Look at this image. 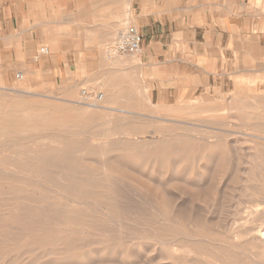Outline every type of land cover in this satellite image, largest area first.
<instances>
[{
  "label": "rangeland",
  "instance_id": "obj_1",
  "mask_svg": "<svg viewBox=\"0 0 264 264\" xmlns=\"http://www.w3.org/2000/svg\"><path fill=\"white\" fill-rule=\"evenodd\" d=\"M7 2L9 3L8 5L14 3L21 5L26 2V0H8ZM167 2L170 3L168 6L172 7L171 11L177 19L179 16L186 18L183 25L184 33H181V26L178 24L177 27H175L176 33L174 37L180 39L182 36H185L187 41L194 42L197 36L198 41L208 43L210 46L206 55H204V50L201 51L202 54L193 52L192 58L194 61H208L205 63H209V67L206 69L209 73L200 71L202 75L198 76L197 68L193 67L191 70H188L185 78L179 77L180 80L178 84L184 83L189 88V91L186 93H179V96L177 93L171 94L173 95L171 99H169L168 95L161 93L159 89L162 90V87L159 83L149 78L151 74L149 70H145L144 67L138 68L137 56L135 53L122 55L114 54L113 47L115 46V42L113 41L104 42L101 45L100 52L102 57L100 59L92 55V57L81 60L78 66L65 67V63L62 59L58 58L60 54L56 51H53L49 57H47L48 55L43 56L41 46H38L29 53L26 41H23L22 38V45L19 46L20 50L23 52L21 58L24 57V54H29L27 60L26 58L19 59L14 61L12 65H9L2 63L0 58V264H54L62 257L64 258L59 261L62 264H65V262L66 264H78L67 258V255L69 256L70 254L68 252L69 248L71 249L70 251H72V248L75 249V246H84L95 241L97 243L107 241L109 244L114 242L115 244H120L123 242L122 246L128 244L126 247L130 245L128 248V250H130L129 252L132 253V255L136 253V256L130 255L127 264L171 263V261H169V255L164 253V248H158V250H162L163 252L154 251L153 248H151L152 250L150 249L151 252L150 250L139 251L138 249H133L140 241L137 239L139 241L137 242L134 238L137 236L135 234H138V231L133 228L132 221L134 219L137 220V218L161 219L167 214H165V212L159 213L156 211V209L152 207L153 202L149 198H143L138 193L134 192L132 188L135 185L128 182L122 185L115 181V183H109L113 188L111 193L114 194L116 202L120 200L119 203L122 201L125 202V204L121 203L120 212L115 216V219L120 221L122 224L120 225L123 227L115 226L114 229V226L108 223V219L99 214L106 208L105 201L95 198V200H92L93 204H90L89 201L85 200L86 197L91 196L92 190H97V188L91 186V188L87 187V192L79 197L82 198L81 200L83 201L79 202L78 206L74 205L76 208L75 211H83L87 213V215H92V217L88 215V219H81V222H90L93 220L101 224V226L86 228L84 231L80 228L81 235L74 237L72 241L59 240L58 230H69L72 226L62 222L54 223L53 221L46 220V218L48 215L55 213L54 208H56L57 205H62L66 208L73 206L70 201L68 202L65 200H62L63 202L65 201L64 204H62L63 202L58 198L59 194L56 186L60 181L58 178L59 169H57V167L62 165L60 164L62 160L70 164L66 165L65 163L69 168L73 167L71 173H74L77 177H81V179L88 177L86 180L84 179V181L89 184L90 182L101 181L102 178L97 176L99 173L108 172L111 171V169L113 172H116L118 169H109V167L102 169L99 167L100 165H98L101 162H106L105 164L108 165L109 161L107 159L113 161V159L122 158L131 153L133 154L136 150L140 151L142 154H147L152 150V153L155 147L160 146L162 143L159 142L160 138H162V140L167 137L171 140L174 138L175 141L172 142V146L174 144L177 146L183 143L184 145H180V147L185 146L183 147L184 149L190 150L193 148L194 150L200 151L203 147L215 143L219 139L218 142L220 143L221 151L230 153L226 152L227 155L221 160L219 165L215 162L214 166H210L213 171V179L211 181L212 183L214 182V185H218L213 188L203 187L202 189L198 186L193 188L190 184H185L186 182L179 181L178 183H172L171 186H173V189L179 194L177 202L180 200L183 201L187 208L192 207L190 205H193L192 202H195L197 209L193 215L201 219H204L206 216L212 218L211 215L213 213L212 219L214 222L216 218L223 216L221 217L223 218L221 221L218 218L216 220L218 223L216 221L214 222V224L221 223V225L219 224L220 227L223 225H228L227 227H230L231 223V226L237 225V223L240 224V216L248 211V203L253 201H260V203L264 202L260 193L256 192L257 189H253L254 186L241 187L244 185V182L242 183V178L244 177L242 171L249 167L247 164L244 165L243 162H255V160H253L254 157L248 156L249 153L257 152L255 155H259L260 157L263 156L261 162L264 164V141L258 140L253 136L251 137V134H257L264 138V120L252 119L251 115L254 111H252L251 108L245 109L243 107L244 105H239L241 102L238 101L246 100L249 107H254L256 101L264 103V77H262L264 76V0H167ZM1 43L2 41L0 40V44ZM127 65H129L130 70H123ZM19 73L22 75L24 74L23 76L25 79H18L17 75ZM243 80L246 82L244 86L240 84ZM256 81L259 84H257ZM250 84L251 87H249ZM254 85L255 87L257 86L256 88H258V90L254 88ZM32 94L33 96H30ZM100 94H103L105 97L103 102L97 97ZM108 94L115 95L111 100L113 101V106L106 103ZM44 96H47V98ZM86 96H88V98ZM249 96L252 98V101H250ZM259 96H261V98ZM49 97H54V99H50ZM227 101H229V103ZM88 102H91V104H103L102 106L105 107L104 110L101 111L103 113L111 112L113 109H126L129 112H134L135 115L132 117L129 116L123 120H118L117 117L112 118L111 116V119L110 117H106L107 119H98L99 114H95L93 111L86 113L85 110L87 108L84 107V104ZM203 103H206V105ZM231 105L235 106L233 111L229 109ZM44 107L47 111L44 110ZM185 107L189 108L186 109ZM176 108H179V110L177 109V111ZM24 109L28 112H30V110L31 112L41 110L50 117L54 115L62 117L63 115L62 118L66 121L62 126L59 125V127L55 124H45L39 120H36L33 124L23 120L25 118L22 119L23 115L21 114L25 112L23 111ZM49 112L51 113L48 114ZM249 113L250 115H248ZM260 114L264 115L263 112ZM245 115L248 116L246 117ZM13 117L15 119H17V117L21 118L18 125H11L10 120ZM85 117L87 119L86 122L84 121ZM4 130H12V132L3 133ZM126 133L130 134L128 137L130 139H135L136 136L134 135L140 136V134L143 133L141 137H148H144V139L147 140V144L138 147L132 146L130 151L128 148L129 146L126 145L128 140L123 138ZM149 137H154L153 141L152 139L150 140ZM100 142H105L106 146H102L104 144L101 145ZM123 144L125 146L121 147ZM119 148L120 150L123 148L127 150H121L122 152H119L120 150L116 151V149ZM231 149H233V151H231ZM41 161L48 164L43 165ZM199 164L202 165V162H197L198 166ZM6 166L9 167L11 171L5 172L3 168ZM39 166L42 167L44 172L41 175L37 173L35 176L32 171H34L33 169L36 170L39 168ZM133 169L136 170V168ZM147 169L148 168H138L137 171L139 173H131V175H129V171L131 170L128 171L127 168H119L120 174H124V176H120L119 178L126 180L127 175L128 178L132 176L136 181L138 180V185L148 193L150 188L151 193L149 194L155 197L158 202L162 203L161 206L163 208H167V199L161 197L163 193V187L160 183L162 181L161 175H152L150 169H148V172ZM16 171L19 173H15ZM119 172L116 173L119 174ZM234 173L236 174L234 175ZM67 174H70V172H67ZM226 175L230 177L227 178ZM236 175L239 176L237 177ZM37 176H43L49 183L45 186H39L36 181ZM151 176L154 177L152 178ZM192 176L193 180L190 181L193 182L189 183L193 184L195 182V174L191 175V177ZM223 177L229 181H226ZM154 179H156V181ZM222 179H224L225 182ZM233 180L237 181L232 182ZM221 181L224 182V184L221 183ZM154 184H156V187ZM195 184L196 182L193 185ZM242 188L245 189L242 190ZM218 189L222 190V194ZM211 191H213L214 194ZM249 191H252V193L250 192L252 194L251 196ZM204 193L207 196H204ZM116 194L118 196H116ZM225 196L231 199H226ZM254 196L258 198L259 201L255 199ZM203 197L206 199H203ZM191 198H193L194 201ZM223 198H225V200ZM57 200L60 201V204H58L59 201ZM98 202L101 203L98 204ZM84 203H88L90 206ZM201 204L203 205L201 206ZM112 205H115V203H112ZM203 206H206V208H203ZM212 207L214 208L213 210ZM223 207H225L227 211L223 210L225 209ZM198 208L200 213H198ZM208 209L210 212L212 211L211 214H209ZM215 210H217V212ZM203 211L207 215L202 213ZM223 211H225V213ZM234 213L235 215L240 214L239 217L234 216ZM182 214H184V216L191 215L190 212L187 213L186 211ZM200 214L203 215L201 216ZM233 216L235 217L234 219H237L234 220ZM20 219L26 222L24 226L18 224ZM10 223L11 225H7ZM13 224L16 226H13ZM8 226H10V228ZM21 226L22 229L17 230V228ZM109 228L112 229V231L106 233L105 230ZM94 229L95 231H93ZM122 230L124 233H121ZM111 239L114 242L108 241ZM167 239L168 238H166V240ZM154 241L156 242L157 240ZM154 241L151 242L155 243ZM94 246L95 245H93V247ZM65 248L67 250H65ZM51 250H57V252H51ZM132 250H134V252ZM49 252L51 255L48 254ZM147 252H149V254ZM52 253L58 254L53 256ZM64 253H67V255L65 254V256H63ZM57 255H61L62 257ZM206 256H208V254ZM53 258L56 259L54 260ZM151 258L156 262L154 263L151 261ZM114 259L117 261V258H112V261H115ZM95 260L96 261L93 262L94 264H102L101 262L98 263V257H96ZM148 261H150V263ZM59 262L57 264H60ZM79 264L89 263L83 261ZM112 264L117 263L113 262Z\"/></svg>",
  "mask_w": 264,
  "mask_h": 264
},
{
  "label": "bare ground",
  "instance_id": "obj_2",
  "mask_svg": "<svg viewBox=\"0 0 264 264\" xmlns=\"http://www.w3.org/2000/svg\"><path fill=\"white\" fill-rule=\"evenodd\" d=\"M262 77H264V76H262ZM23 78H24V76H23ZM27 83H28V81H27ZM239 83H240V81H239ZM240 84L242 86H244L246 84V82L243 80ZM248 84H249V82H248ZM257 84H259V83L257 82ZM24 86H26V85H24ZM76 86H77V84H76ZM249 87H251V84H250ZM256 87L254 85V88H256ZM239 90H241V89H239ZM239 90H238V92H239ZM256 90H258V88H256ZM87 94H89V93H87ZM113 94L112 95L111 94H108V98L106 100V103L112 105L113 101H111V100L115 96ZM30 96H33V94L30 95ZM253 96H251V97H253ZM261 96H263V95H261ZM261 96H259V97L261 98ZM26 97L28 98L27 95H26ZM44 97L47 98V96H44ZM86 97L88 98V96H86ZM51 98L54 99V97H51ZM73 98H75V97H73ZM83 98H85V97H83ZM249 98H250V96H249ZM77 99H78V97H77ZM251 99L252 98H250V101H252ZM47 100H49V99H47ZM90 101H92V100H90ZM100 101L103 102L104 99L103 100H100ZM238 101L241 102V104H239V105H244L243 107L245 109L251 108L252 111H254L253 114L251 115V118L252 119H263L264 120V115H261L260 114L261 112L264 113V103H262L260 101L259 102L256 101V103H255L256 105L254 107H249L247 105V103H246V100L245 101L244 100L243 101L242 100L241 101L238 100ZM102 102H101V104H102ZM227 102L229 103V101H227ZM108 104H106V105H108ZM203 104L206 105V103H203ZM78 105H80V104H78ZM102 105H100V103H93V104H91V102H88V103L84 104V107L87 108L86 110L85 109L84 110L86 111V113L93 111V113L99 114V116H98L99 118L98 119H105L106 117H110L111 116L112 118H116L117 117L118 120H120V119L123 120L125 118H128L129 116L132 117L133 115H135L134 112H133L134 113L133 114L131 111L129 112L126 109H124V110L123 109H113V110H111V112L103 113L101 111L104 110L105 107L102 106ZM104 105H105V103H104ZM43 106H44V104H43ZM19 107H21V106H19ZM178 107H180V106H178ZM243 107H240V108H243ZM188 108L189 107H187L186 109H188ZM36 109H34V110H36ZM88 109H90V110H88ZM177 109L179 110V108H176V110ZM229 109H230V111H233L235 109V106H232L231 105V108H229ZM44 110H45V107H44ZM80 110H81V108H80ZM23 111H25V109ZM45 111H47V110H45ZM78 112H80V111H78ZM50 113L51 112H49L48 114H50ZM54 113H56V112H54ZM59 114H61V113H59ZM18 115H19V113H18ZM21 115H23L22 116V119L25 118L23 120L28 121V122H31L33 124H34V122L36 120H39V121L44 122L45 124H47V123L52 124V125L55 124V125H57L59 127V125L62 126L65 123V121H66V120H64L62 118L63 115H62V117H59V116H56V115L53 116V114H52L53 117H50V116H47V114H45V112L44 111H41V110L35 111V112H31V110H30V112L25 111ZM92 115H94V114H92ZM248 115H250V113ZM248 115H245V116L247 117ZM11 117H12V115H11ZM111 117H110V119H111ZM20 121H21V118L17 117V119H15L13 117L10 120V123H11L12 126H14V125H18ZM84 121L85 122L87 121L86 117H85V120ZM37 124H39V123H37ZM45 124H44V126H45ZM29 127H30V125H29ZM30 131H31V129H30ZM9 132H12V130H4L3 133H9ZM126 132H127V130H126ZM131 133H132V131H131ZM143 133H141L140 136L139 135H134V136H136L135 139L128 138L129 135H130L129 133L124 134L126 138L125 137H123V138L128 140V143L126 145L129 146L128 148H129L130 151L132 149V146L133 147H135V146L138 147V146H143L144 144H147L146 143L147 140L144 139V137H146V136L141 137ZM162 134H164V133H162ZM252 136L255 137V138H257L258 140H263L264 141V138L260 137L257 134H254V135L251 134V137ZM214 137H216V136H214ZM146 138H148V137H146ZM153 138H150V140L152 139V141H153ZM177 140H180V139H177ZM148 141H149V139H148ZM174 141H175L174 138L172 140L171 139H168V137L166 139H163V140H162V138H160L159 142H162V143L160 144V146H158V147L156 146L155 149L153 150L154 152H152V153H151L152 150L151 151L148 150L150 153L148 151H146V152H148L147 154H145V153L142 154L140 151H137L136 150L137 151L136 152V151L133 150L135 153L132 154L130 152L131 154H129L127 156L124 155L125 157L119 156V157H122V158H117L116 157L117 159H113V161L111 159H107L109 161V164L108 165L105 164L106 162H101L100 164L97 163L98 165H100L99 167L102 168V169H106L108 167H109V169L110 168H115V169L118 168L117 169L118 171L116 170V172H119V168H121V169L122 168H127L128 171L131 170V171H129L130 172L129 175H131V173H134V174L139 173L137 171L138 168H141V169L148 168V169H150V173L152 175L153 174H159V175H161L162 181L160 183H161V185L163 187L162 188L163 193L161 194V197H165V199L168 200V201L166 200V202L168 204V207L167 208L166 207L163 208L161 206L162 203L158 202V200L155 199V197H152V195L149 194V193H151L150 192V188H149V190L147 189L149 191V193H148L146 190L142 189L138 185V182H137L138 180L136 181V179L132 178V176H129V178H128V175H127V178H126L127 181H126L124 179L119 178L120 176L121 177L124 176V174L122 175V173L120 174V172H119V174H120L119 175L116 172H113L112 169H111V171L101 172V173H99V175H97L100 178H102L101 181H95V182H90V183L88 181L89 184H87V183H85L84 179L86 180V178H88V177H86L84 179H81V177H77L74 173H71L73 171V169H72L73 167L72 168H69L68 166H66L68 164V163H66L67 161L65 162V161L62 160L60 162V164H62V165L60 167H57V169H59L58 170V172H59V177L58 178H59V181H60V183H58L57 186H56V188H58L57 189L58 190V194H59L58 198H60L59 199L60 201H62V200H65V201H68V202L70 201L73 206L72 207H69V208H66V207H63L62 205H57V207L54 208L55 209V213L48 215L47 218H46V220L53 221L54 223H56V222H62V223H67L70 226H72L71 228H69V230H63V231L58 230L59 231V237L58 236L57 237L59 238V240H61V241L62 240L72 241L74 239V237H78V236L81 235L80 228H82L83 231H84V230H86V228H92V227L95 228V226L96 227L101 226V224H98V222H95L93 220H91L90 222H81L80 221L81 219L87 218L91 214L90 215L88 214L89 215L88 216L87 213H85L83 211L82 212L75 211L76 208H75L74 205L78 206L79 205L78 203L81 202V201H83V200H81L82 198H79V197H81L85 192H87L86 191L87 187H90L91 188V186L97 188V190H92L91 192H92L93 195L91 194L90 197H86L85 200L86 201H89L90 204L91 203L93 204L92 200H95V198L98 199V200L100 199L101 201H105L106 208H104L101 211V213H99V214H101L103 217H106L108 219V221H109L108 223L111 224V225H113L114 226V229H115V226L123 227V226H121L122 225L121 222L115 219V216L118 215V213L120 212L119 210L121 209V203H124L125 204V202L122 201L121 203H119L121 200L119 202L118 201L116 202V199L114 197V194L111 193V191H113V188L110 186L109 183H112V182L115 183V182H117V183H119V184L122 185V184L128 182V183H131V184H134L135 185L132 188V190L134 192L138 193L143 198L144 197L149 198L153 202L152 207L154 209H156V211H158L159 213L165 212V214H167L166 216H163L161 219L160 218H158V219H148V218L138 219L137 218V220L134 219L132 221L133 228H135L138 231L137 232L138 234H135L137 236L134 235L135 236L134 238H135V240L138 239L140 241L139 242L137 240V242H139V243L136 246H134L133 249H136V250L138 249L139 251L140 250L146 251V250H150L151 248H153L154 251H162V250H158V248L159 247H160L159 249H163L164 248V250H165L164 253L167 254V255H169V259H170L169 261H171L172 264H264V202L263 203H260V201L258 200V198L255 197L256 195L254 196V198L257 199L259 202L253 201V202L248 203L249 204L248 205V211H246L244 215L240 216L241 217L240 219L238 218L239 220H241L240 221V224L237 223V225H234L233 224L234 226H231L232 225V223H231L230 227H227L228 225L227 226H224L223 225L224 227L223 226L220 227L221 223H219L220 225L217 224L218 222L216 220L219 218V220L221 221V219H223L221 217H223V216H220V217L216 218L215 221L217 223H215V224H214L215 221L213 222V219H212L213 218V213H212V211L210 212L209 209H208L209 210V214L212 213V215H211L212 218H209L207 216L205 218L203 217L204 219H201L198 216H197L198 218L195 217V215H193V213H195L196 212V209H197L196 206H195V202H192L193 205H190V206H192L190 208L185 207L184 202L181 201V200L180 201L183 202V203H181L180 201H178V202H180V203H178L177 202V199L179 198V194L173 189V186H171L172 183H178L179 181L180 182H184V183L186 182L185 184H188V185L190 184L193 188L194 187L196 188L198 186V187H201L203 189V187L204 188H213L214 186H217L218 184L217 185L216 184L214 185L213 184L214 182L212 183V181H211L213 179L212 178V176H213V173L212 172L213 171H212V168L210 166H212V165L214 166V163L215 162H217V165H219L221 163V160H223V158L227 155V153H230V152H227L226 151L227 152L226 153V152L221 151L222 149H220L221 148L220 147V143L218 142L219 139L217 140V142L212 143V144H209L206 147H203V149L201 151L200 150H194L193 148L190 149V150L184 149L183 147H185V146L180 147V145H184L182 142H181L182 144H180V145H177L176 146L174 144L172 146V142H174ZM124 143H126V142H124ZM100 144L101 145L104 144L102 146H106L105 145L106 144L105 142H103V143L100 142ZM153 144H156V143H153ZM124 146L125 145L123 144V146H121V147H124ZM259 148H260V146H259ZM124 149L125 148H123L121 150H124ZM118 150H120V148L119 149H116V151H118ZM121 150L119 152H122ZM125 150H127V149H125ZM231 151H233V149H231ZM256 151H257V149H256ZM101 152H103V151H101ZM254 152H255V150H254ZM255 153H257V152H255ZM255 153L252 152V153H249V155H248L250 157H254V159H253V160H255L254 163L253 162H250L249 163V162H246V161L243 162L244 165L247 164L249 167L246 168V169H244V171H242L243 172V175H244V177L242 178V183L244 182L243 183L244 185L241 186V187H244V186L248 187L250 185H251V187L254 186L253 189H257L256 192H259L260 195H261V197L264 199V164L261 162L263 156L260 157L259 155H255ZM215 155H217V156H215ZM108 158H110V157H108ZM130 162H131V164H130ZM132 162H133V164H132ZM197 162L198 163L199 162H202V165L199 164V166H198L197 165ZM65 163H66V165H65ZM41 164L47 165L48 163L46 164L44 161H41ZM68 165H70V164H68ZM230 165H232V164H230ZM40 166L36 170L33 169L34 171H32V173H34L35 176H36L37 173L39 175L43 174L44 170ZM132 167L133 168H136V170H134ZM230 168H232V167H230ZM57 169H55V170H57ZM148 169H147V172H148ZM3 170L5 172L11 171V169L9 167H7V166L4 167ZM55 170H52V171H55ZM125 171H126V169H125ZM216 171H218V170H216ZM67 172H70V174H67ZM147 172H146V174H147ZM229 172H231V171H229ZM15 173H19V172L16 171ZM124 173H126V172H124ZM239 173H241V172H239ZM193 174H195L194 180H195V182H196L197 185L196 184L193 185L195 182L193 184L192 183H189V182H193V181H190V180H193V176L191 177V175H193ZM223 174H226V173H223ZM235 174L236 173H234V175ZM239 175H236V176L238 177ZM43 176H37V178H36V181L38 182V185L39 186H45V185H47L49 183L48 180L44 179ZM230 176H231V174H230ZM230 176H227L226 175L227 178H229ZM139 177H142V176H139ZM14 178H15V176H14ZM136 178H137V175H136ZM223 178H225V177H223ZM147 180H148V178H147ZM147 180H145V181H147ZM154 180L156 181V179H154ZM222 180L225 182L226 178H225V180L224 179H222ZM226 181H229V180H226ZM236 181L233 180L232 182H236ZM224 182L221 181V183H223V184H224ZM159 184H158V186H159ZM230 184H231V182H230ZM154 185L156 187V184H154ZM227 187H229V186H227ZM230 187H231V185H230ZM44 188H46V187H44ZM232 188H233V186H232ZM244 189L245 188H242V190H244ZM218 191L220 193L222 192V190H220V189H218ZM119 192H120V190H119ZM209 192H210V190H209ZM211 192L214 194L213 191H211ZM250 192L252 193V191H249V193ZM225 193H227V192H225ZM225 193H224V195H225ZM233 193H235V192H233ZM233 193H231V194H233ZM251 193H250V196L252 195ZM253 193H254V191H253ZM116 196H118V195L116 194ZM204 196H207V195L204 193ZM246 196H247V194H246ZM258 197H260V196H258ZM180 198H182V197H180ZM204 198L205 197H203V199ZM219 198H220V196H219ZM225 198H226V196H225ZM225 198H223V199L225 200ZM254 198H253V200H254ZM191 199L193 200V198H191ZM228 199H231V198H228ZM59 200H57V201H59ZM60 201H59L58 204H60ZM64 202L62 204H64ZM211 202H213V201H211ZM100 203L98 202V204H100ZM112 203H115V205H112ZM197 203L200 204L199 202H197ZM216 203H218V202H216ZM220 203H221V201H220ZM71 204H70V206H71ZM84 204H88V203H84ZM203 204H201V206ZM89 206H88V209H89ZM124 206H127V205H124ZM186 206H187V204H186ZM246 206H247V204H246ZM204 207L206 208V206H203V208ZM223 208H225V207H223ZM41 209H43V208H41ZM213 209L214 208L212 207V210ZM223 210L227 211L226 208L223 209ZM93 211H94V209H93ZM184 211H186L187 213L190 212L191 215L184 216V214H182ZM215 211L217 212V210H215ZM215 211H213V212H215ZM225 211H223V212L225 213ZM223 212H222V214H223ZM198 213H200L199 208H198ZM202 213H204V211ZM218 213H219V209H218ZM235 213L233 215L239 217L240 214L239 215H235ZM209 214H208V216H209ZM236 214H238V213H236ZM205 215H207V214H205ZM214 216H215V214H214ZM234 216H233V219L235 218ZM90 217H92V215ZM136 217H138V216H136ZM100 218H102V217H100ZM236 219H234V220H236ZM16 222H17V220H16ZM18 222H19L18 224H20V225L22 224V226H24L26 224V222L24 220L21 221V219ZM236 222H235V224H236ZM227 224H228V221H227ZM7 225H11V223L10 224H7ZM14 225L15 224H13V226ZM20 225H17V226H20ZM22 226L20 228H17V230H21L22 229ZM103 226H104V224H103ZM8 227L10 228V226H8ZM89 231H91V230H89ZM93 231H95V229ZM111 231H112V229H110V228L105 230L106 233H110ZM122 231H121V233H124V231L123 232ZM97 233H98V231H97ZM127 234H130V233H127ZM130 237H131V235H130ZM110 238H111V236H110ZM166 238H168V239L166 240ZM154 240H157L158 242L156 241L157 242L156 243ZM108 241L111 242L112 239L111 240H108ZM151 241H154L155 243H153ZM112 242H114V241H112ZM116 243H117V241H116ZM122 243L115 244V242H114V243H110L109 244L107 241L98 242V243L95 241V242H92V243H88L87 245H84V246H75V249L72 248V251H70L71 249L69 248V251H68L70 253L69 256L67 255V253H64L63 256H65V254H66L67 255V258L70 259V261H72L74 263H78V264L80 262H83V261L84 262L87 261L89 264H94L93 262L96 261L95 260L96 257H98V261H99L98 263L101 262L102 264H112L113 262L114 263H117V264H127L128 263V259L130 258V255H132V253H130L129 252L130 250H128V248H129L130 245L128 247H126L128 244H126V246H122L123 245ZM96 244H97V246H96ZM93 245H95V246L93 247ZM67 248H68V246H67ZM56 249H57V247H56ZM65 250H67V249L65 248ZM151 250H150V252H151ZM52 251L57 252V250H51V252ZM132 251L134 252V250H132ZM58 253H56V254H58ZM147 253L149 254V252H147ZM45 254H47V253H45ZM48 254L51 255L50 252ZM56 254H53V256H55ZM207 254H208V256H206ZM57 256H61V255H57ZM132 256H136V253H135V255H132ZM155 257H157V256H155ZM62 258H64V257H62ZM62 258H60L59 261ZM112 258H117V261L115 259H114L115 261H112ZM53 259L55 260L56 258H53ZM153 260L151 258V261H153ZM59 261L57 260V263ZM148 262L150 263V261H148ZM57 263H54V264H57ZM142 263H144V262H142ZM60 264H62V263H60ZM65 264H66V262H65Z\"/></svg>",
  "mask_w": 264,
  "mask_h": 264
},
{
  "label": "crops",
  "instance_id": "obj_3",
  "mask_svg": "<svg viewBox=\"0 0 264 264\" xmlns=\"http://www.w3.org/2000/svg\"><path fill=\"white\" fill-rule=\"evenodd\" d=\"M7 1L0 0V58L4 64L28 59V53L21 58L22 38L29 53L41 46L43 56L56 51L65 67L78 66L92 55L100 59L104 42H116L123 31L134 28L142 36L141 49L135 53L138 68L149 70V78L161 85L159 90L169 99L171 94L189 91L184 83L178 84L188 70L197 68L198 76L200 71L209 73L208 61L192 58L193 52L204 50L206 55L210 46L197 36L194 42L185 36L174 37L178 24L184 33L186 18L177 19L167 0H26L21 5ZM123 70H130L129 65Z\"/></svg>",
  "mask_w": 264,
  "mask_h": 264
},
{
  "label": "built area",
  "instance_id": "obj_4",
  "mask_svg": "<svg viewBox=\"0 0 264 264\" xmlns=\"http://www.w3.org/2000/svg\"><path fill=\"white\" fill-rule=\"evenodd\" d=\"M141 40L142 36L141 34L134 28L128 29L126 31H123L121 35L119 36L118 40L115 42V46L113 47L114 54L122 55V54H131V53H137L141 49ZM42 53L45 52V50H41ZM17 78L22 80L23 75L18 74ZM99 100H103L104 96L102 94L97 96Z\"/></svg>",
  "mask_w": 264,
  "mask_h": 264
}]
</instances>
